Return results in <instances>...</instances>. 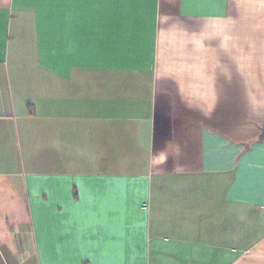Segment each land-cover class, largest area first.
<instances>
[{
  "label": "crops",
  "instance_id": "crops-1",
  "mask_svg": "<svg viewBox=\"0 0 264 264\" xmlns=\"http://www.w3.org/2000/svg\"><path fill=\"white\" fill-rule=\"evenodd\" d=\"M0 264H264V0H0Z\"/></svg>",
  "mask_w": 264,
  "mask_h": 264
}]
</instances>
